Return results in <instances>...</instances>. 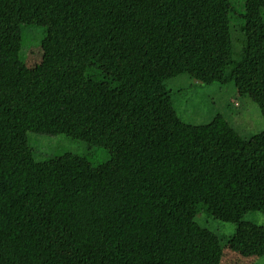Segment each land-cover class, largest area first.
I'll return each instance as SVG.
<instances>
[{
  "label": "trees",
  "instance_id": "1",
  "mask_svg": "<svg viewBox=\"0 0 264 264\" xmlns=\"http://www.w3.org/2000/svg\"><path fill=\"white\" fill-rule=\"evenodd\" d=\"M263 12L264 0H245L240 15L232 0H0V264L263 257L264 225L244 217L264 212V130L244 137L221 115L186 123L164 81L183 69L233 83L264 112ZM232 18L244 39L237 62ZM25 26L37 28L26 46ZM35 50L42 59L30 64ZM188 51L207 60L201 74ZM30 133L110 159L39 160ZM204 212L235 233L203 226Z\"/></svg>",
  "mask_w": 264,
  "mask_h": 264
},
{
  "label": "rangeland",
  "instance_id": "2",
  "mask_svg": "<svg viewBox=\"0 0 264 264\" xmlns=\"http://www.w3.org/2000/svg\"><path fill=\"white\" fill-rule=\"evenodd\" d=\"M232 2L234 13L240 15L244 12L245 0H232ZM239 26V19L232 18L233 62H237L235 59H240L244 49V39ZM36 29L34 26L22 28L25 46L33 41ZM188 52L190 53L186 55L184 60L196 67L197 74H201L206 68L207 60L201 54ZM28 57L30 64H37L42 59L39 50L31 51ZM182 60L181 62L175 60L176 66L181 64ZM232 67L233 65H230L228 69H232ZM170 77L172 78L164 79L165 84L175 91L173 96L175 108L186 123L205 125L217 115H221L228 119L244 137H251L264 130V112L250 97H240L233 83L225 86L203 84L198 79L185 75L183 69L173 71ZM29 142L34 149L36 158L39 160L66 153L86 156L93 165H101L110 159L109 152L106 149L89 147L87 143L74 140L66 135L51 136L30 133ZM244 220L264 225V212L248 213L245 215ZM198 221L225 239L231 237L236 231L234 224L215 220L205 212L199 215ZM222 264H264V256L256 260L253 258L243 259L228 250L225 252Z\"/></svg>",
  "mask_w": 264,
  "mask_h": 264
}]
</instances>
